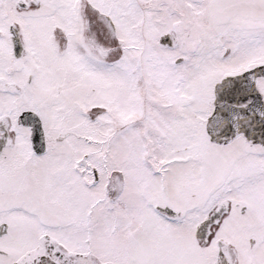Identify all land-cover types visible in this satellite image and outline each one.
Listing matches in <instances>:
<instances>
[{
    "label": "snow or ice",
    "instance_id": "obj_1",
    "mask_svg": "<svg viewBox=\"0 0 264 264\" xmlns=\"http://www.w3.org/2000/svg\"><path fill=\"white\" fill-rule=\"evenodd\" d=\"M0 264H264V0H0Z\"/></svg>",
    "mask_w": 264,
    "mask_h": 264
}]
</instances>
